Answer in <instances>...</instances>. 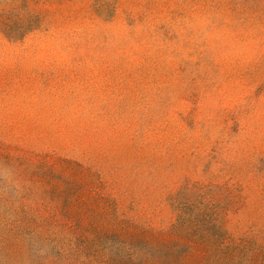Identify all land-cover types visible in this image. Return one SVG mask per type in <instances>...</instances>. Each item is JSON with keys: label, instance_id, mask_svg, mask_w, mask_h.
Returning <instances> with one entry per match:
<instances>
[{"label": "rangeland", "instance_id": "obj_1", "mask_svg": "<svg viewBox=\"0 0 264 264\" xmlns=\"http://www.w3.org/2000/svg\"><path fill=\"white\" fill-rule=\"evenodd\" d=\"M0 264H264V0H0Z\"/></svg>", "mask_w": 264, "mask_h": 264}]
</instances>
